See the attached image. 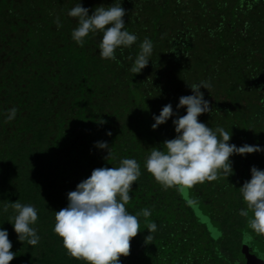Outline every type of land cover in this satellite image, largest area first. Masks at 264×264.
<instances>
[{
    "label": "trees",
    "instance_id": "16d2710c",
    "mask_svg": "<svg viewBox=\"0 0 264 264\" xmlns=\"http://www.w3.org/2000/svg\"><path fill=\"white\" fill-rule=\"evenodd\" d=\"M77 3L89 15L121 4L125 29L137 41L118 48L116 60L100 57L102 33L89 34L80 47L71 37L78 20L68 16ZM145 38L153 52L148 66L133 74ZM201 81L211 83L201 91L212 111L199 121L231 132L230 144L264 149V0H0V229L16 254L10 264H85L69 257L54 233L55 211L94 169L118 167L124 158L135 159L141 171L127 210L137 215L148 208L151 216H138L141 232L121 264H243L236 261L242 245L235 246L248 218L239 215L246 205L236 188L251 179L253 166L264 170V151L234 154L233 174L201 188L164 190L145 168L151 148L176 136L172 121L186 114L177 109L179 98ZM167 104L177 115L153 130V116ZM12 108L17 114L6 121ZM97 142L111 147L108 160ZM188 193L197 195L196 209L184 199ZM17 200L38 212L36 246L18 240L10 223L14 210H3ZM173 210L190 219H171ZM200 210L217 225L214 238L226 235V241L214 240ZM148 222L157 230L145 244ZM258 239L264 243V236Z\"/></svg>",
    "mask_w": 264,
    "mask_h": 264
},
{
    "label": "clouds",
    "instance_id": "9594fccd",
    "mask_svg": "<svg viewBox=\"0 0 264 264\" xmlns=\"http://www.w3.org/2000/svg\"><path fill=\"white\" fill-rule=\"evenodd\" d=\"M126 10L121 4L96 7L89 15V9L77 3L68 16L77 18L78 26L71 33L72 39L83 47L89 34L102 33L99 43V55L105 60H116L118 48L131 47L137 36L125 29ZM57 27L62 25L59 18ZM153 52V43L145 38L140 44V52L135 58L130 71L139 74L148 66ZM132 59V57H129ZM118 62V61H117ZM192 95L181 96L177 109L186 108V114L172 121L175 126L174 139L165 140L163 147H152L145 162V168L164 190L192 188L196 184L228 178L233 174L230 157L234 154H246L264 151L258 145L237 147L230 144L232 133L222 127L213 130L198 117L210 113L209 101L204 99L201 88L209 90L211 83L201 81L189 86ZM17 109L8 111L6 121H11ZM173 112L171 104L163 106L158 116H153V130L165 124ZM103 123V121H101ZM107 135L111 136L109 131ZM96 147L106 149L109 159L111 147L107 142H97ZM141 175L140 164L135 159L124 158L118 167H100L92 171L89 178L81 181L74 191L67 193V206L55 211L53 231L63 242L69 257L85 264H121V257L131 254V240L140 231L139 215L146 220L151 216L148 208L137 215L130 214L126 205L132 199L133 185ZM246 209L239 215L247 219V227L257 236H264V170L253 166L251 179L239 188ZM11 207L14 231L20 242L31 246L39 243L40 237L33 227L38 221V212L31 204H22L19 200L4 205L7 212ZM251 213V216H250ZM148 235L145 244L153 239L151 233L157 230L153 222L147 223ZM12 242L6 229H0V264H10L15 258L11 250Z\"/></svg>",
    "mask_w": 264,
    "mask_h": 264
},
{
    "label": "rangeland",
    "instance_id": "374dc122",
    "mask_svg": "<svg viewBox=\"0 0 264 264\" xmlns=\"http://www.w3.org/2000/svg\"><path fill=\"white\" fill-rule=\"evenodd\" d=\"M187 95H189V94H187ZM232 109V108H231ZM230 110V108H226L225 110H224V112L223 113H225V112H227V111H229ZM233 110V109H232ZM208 123H211V121H210V118L208 117V121H207ZM225 131H227V130H225ZM222 179H223V177H221V178H219L218 180H216V182L217 181H219V182H221L222 181ZM222 182H224V181H222ZM241 183H243V182H240L239 183V186L236 188V191L237 192H240L239 191V188L240 187H242L241 185ZM202 187V184H200V188ZM235 194H237V193H235ZM184 199L187 201V203L190 205V204H192L193 205V207L196 209L197 207H199L198 206V204H199V199H198V197H197V195L195 194V195H193V196H191L190 195V193H188V194H185L184 195ZM174 211V210H173ZM201 211V212H200ZM199 212L202 214V218H204V219H202L203 220V222L202 223H204V224H206L210 229H211V231L213 232V238L216 236V234L218 233V232H216V230L217 231H219L216 227H217V225L216 226H214V224H213V222H212V220H210L209 218H207L206 216H205V214H204V212H203V210H200ZM175 212V214L173 213V212H171L172 214L171 215H169V217L171 218V219H176V220H185V219H187V220H189L190 218V215L188 214V216L185 214V216H183V215H180V212L178 213V212H176V211H174ZM217 220V219H216ZM215 220V221H216ZM217 222H219V220H217L216 221V223ZM196 225V224H195ZM196 227H198L199 229H201L202 227H200V226H198V225H196ZM235 227L236 228H239L240 230H241V226L240 225H235ZM243 229H244V234H245V236H244V240L242 241V243L241 242H236L237 244H236V246L235 247H237V245H239V247H240V245H242L241 247H240V249H239V254L241 255V257H242V259H240V260H236L237 262L238 261H241V262H243V264H264V243H262L261 241H259V239H258V237L259 236H257V235H255V233L254 232H250L249 231V229H248V227H244L243 226ZM233 230V231H232ZM239 230V231H240ZM234 231H236L235 229H229L228 231H227V234H231V233H233ZM237 234H238V232H237ZM240 234V233H239ZM212 238V239H213ZM223 239L221 242H224V241H226V239H227V236L226 235H222L221 237H216V238H214V240L216 241V239L218 240V239ZM263 239V238H262ZM204 242H206L204 239H202ZM210 242V240H208V243H206L205 244V246H210V248H211V246L212 245H214V243H209ZM220 242V243H221ZM251 242H252V244H253V246H252V244H251ZM255 244H258V248H256L255 247ZM232 248V252H233V254L235 253V256H236V254L238 253H236L235 251H236V248ZM238 248V247H237ZM253 248V249H252ZM254 255V256H253ZM256 255H260V256H256ZM254 258H253V257ZM236 258V257H235ZM237 259V258H236ZM247 260V261H246Z\"/></svg>",
    "mask_w": 264,
    "mask_h": 264
}]
</instances>
